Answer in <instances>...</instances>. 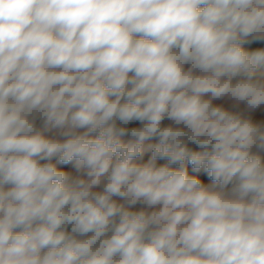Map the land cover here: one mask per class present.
Returning a JSON list of instances; mask_svg holds the SVG:
<instances>
[{
    "label": "clouds",
    "instance_id": "9594fccd",
    "mask_svg": "<svg viewBox=\"0 0 264 264\" xmlns=\"http://www.w3.org/2000/svg\"><path fill=\"white\" fill-rule=\"evenodd\" d=\"M0 264H264V0H0Z\"/></svg>",
    "mask_w": 264,
    "mask_h": 264
},
{
    "label": "crops",
    "instance_id": "0c3cea01",
    "mask_svg": "<svg viewBox=\"0 0 264 264\" xmlns=\"http://www.w3.org/2000/svg\"><path fill=\"white\" fill-rule=\"evenodd\" d=\"M145 159H147V157H145Z\"/></svg>",
    "mask_w": 264,
    "mask_h": 264
}]
</instances>
